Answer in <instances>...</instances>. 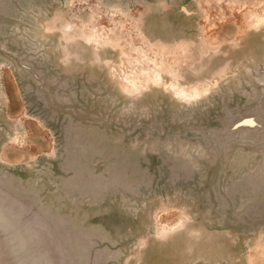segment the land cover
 I'll list each match as a JSON object with an SVG mask.
<instances>
[{
  "label": "rangeland",
  "instance_id": "rangeland-1",
  "mask_svg": "<svg viewBox=\"0 0 264 264\" xmlns=\"http://www.w3.org/2000/svg\"><path fill=\"white\" fill-rule=\"evenodd\" d=\"M263 14L0 0V264H264Z\"/></svg>",
  "mask_w": 264,
  "mask_h": 264
},
{
  "label": "bare ground",
  "instance_id": "bare-ground-1",
  "mask_svg": "<svg viewBox=\"0 0 264 264\" xmlns=\"http://www.w3.org/2000/svg\"><path fill=\"white\" fill-rule=\"evenodd\" d=\"M219 8H220V7H219ZM237 10H238V9H237ZM111 12H112V11H111ZM209 12H210V11H209ZM248 12H249V10H248ZM251 12H252V11H251ZM245 13H246V15L248 14L247 11H246ZM253 13H254V11H253ZM254 14H255V13H254ZM107 15H108V14H107ZM250 15H251V14H250ZM263 15H264V14H263ZM113 16H114V15H113ZM258 16L260 17L259 14H258ZM261 16H262V15H261ZM219 17H220V16H219ZM251 17H252V16H251ZM255 17H256V16H255ZM221 18H222V17H221ZM248 18H250V17H248ZM248 18H247V19H248ZM253 18H254V17H253ZM260 18H261V17H260ZM262 18H263V17H262ZM262 18H261V19H262ZM67 19H68V18H67ZM224 19H225V18H224ZM255 19H256V18H255ZM124 20H125V19H124ZM222 20H223V19H222ZM249 21H250V19H249ZM125 22H126V21H125ZM212 22H213V21H212ZM253 22H255V21L253 20ZM253 22H252V23H253ZM205 23H206V22H205ZM97 24H98V23H97ZM248 24H249V22H248ZM99 26H100V25H99ZM210 26H211V25H210ZM212 26H214V25H212ZM249 26H250V25H249ZM88 27H89V26H88ZM102 27H103V26H102ZM94 29H95V28H94ZM103 29H104V28H103ZM112 30H113V29H112ZM117 30H118V29H117ZM117 30H116V31H117ZM119 30H120V29H119ZM102 31H103V30H102ZM91 32H92V31H91ZM112 32H113V31H112ZM205 32H206V31H205ZM111 35H112V34H111ZM124 37H125V36H124ZM97 38H98V37H97ZM141 38H142V37H141ZM95 41H96V40H95ZM142 41H144V40H142ZM146 43H147V42H146ZM134 46H135V45H134ZM182 46H183V45H181V47H182ZM157 47H158V46H157ZM161 47H163V46H161ZM161 47H160V48H161ZM179 47H180V46H179ZM181 47H180V48H181ZM174 48H175V47H173L172 49H174ZM182 49H183V47H182ZM182 49H181V50H182ZM130 50H131V49H130ZM161 51H162V50H161ZM164 52H165V51H163V54H165ZM170 53H171V52H170ZM166 54H167V53H166ZM129 55H130V54H129ZM158 55H159V54H158ZM149 56H150V55H149ZM151 56H152V55H151ZM153 56H154V55H153ZM160 56H161V55H160ZM137 57H138V56H137ZM143 58H144V57H143ZM124 59H125V58H124ZM137 59H138V58H137ZM144 59H145V58H144ZM152 59H153V58H152ZM138 60H139V59H138ZM130 61H131V60H130ZM155 61L157 62L156 59H155ZM132 62H133V61H132ZM138 62H139V61H138ZM143 63H144V62H143ZM147 63H148V62H147ZM159 63H160V62H159ZM132 64H133V63H132ZM156 65H157V63H156ZM147 66H148V65H147ZM127 68H128V67H127ZM147 68H148V67H147ZM150 68H151V67H150ZM115 70H116V69H115ZM144 70H145V66H144ZM117 71H118V70H117ZM142 72H143V71H142ZM125 74H126V73H125ZM149 74H150V73H149ZM155 74H156V73H155ZM155 74H154V76H155ZM116 75H117V74H116ZM146 75H147V74H146ZM144 76H145V75H144ZM127 77H128V76H127ZM134 77H135V76H134ZM135 78H136V77H135ZM136 79H137V78H136ZM155 79H158V78L155 76ZM142 80H143V79H142ZM160 80H161V79H160ZM154 81H155V80H154ZM156 81H157V80H156ZM121 82H122V81H121ZM121 82H120V83H121ZM148 82H149V80H148ZM158 82H159V79H158ZM129 83H130V82H129ZM156 83H157V82H156ZM136 84H137V83H136ZM158 84H159V83H158ZM137 85H138V84H137ZM130 88H131V87H130ZM126 89H127V88H126ZM137 89H138V88H137ZM132 90H134V89H132ZM175 92H176V91H175ZM175 92H174V93H175ZM186 93H187V92L182 93V94H183V95H184V94L186 95ZM187 95H188V93H187ZM189 95H190V94H189ZM182 97H183V96H182ZM192 97H193V96H192ZM196 97H197V95H196ZM189 98H190V97H189ZM160 222H161V221H160ZM257 255H258V254H257ZM260 255H261V254H260ZM258 256H259V255H258ZM261 256H262V255H261ZM263 257H264V256H263ZM263 259H264V258H263Z\"/></svg>",
  "mask_w": 264,
  "mask_h": 264
}]
</instances>
